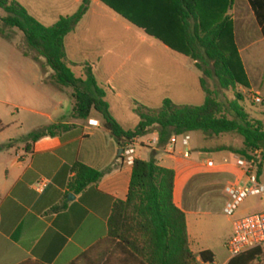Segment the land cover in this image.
Instances as JSON below:
<instances>
[{
    "label": "trees",
    "instance_id": "obj_1",
    "mask_svg": "<svg viewBox=\"0 0 264 264\" xmlns=\"http://www.w3.org/2000/svg\"><path fill=\"white\" fill-rule=\"evenodd\" d=\"M134 26L160 41L170 50L189 58L203 77L200 87L205 100L199 106H176L170 99L163 100L158 109L134 103L133 112L139 118L132 130H124L110 112L106 90L95 77L90 63L82 65L84 78H77L65 52V39L88 13L91 0H82L79 9L70 16L61 17L46 27L32 17L14 0H0V9L6 14L0 18L6 27L19 30L28 48L44 59L52 71L51 81L58 88L72 90L74 106L71 118L87 120L97 112L103 127L120 148L144 137L155 129L158 146L165 147L173 136L203 133L214 136L235 134L242 139V148L228 150L241 157L261 176L264 162V124L252 119L240 105L243 96L239 86L250 88L238 49L235 45L232 17L233 0H166L156 19H146L142 13L122 10V0H100ZM260 34L264 38V0H247ZM145 5L144 3H140ZM205 78H215L223 90L235 93V101L225 103L208 88ZM72 128L58 123L32 132L28 141L56 136ZM7 146H0V151ZM220 148L219 151H225ZM261 151L260 159L255 153ZM73 177L68 191L82 193L96 184L102 173L81 163L71 168ZM175 172L160 167L152 153L148 161L136 159L125 201L114 203L107 223V236L83 253L72 264L82 261L116 258L123 264H199L189 247L185 213L174 203ZM65 209V203L56 205L50 213ZM261 255V248L233 257L227 264H252ZM203 264H214L215 256L205 250L198 254ZM24 264H38L26 262Z\"/></svg>",
    "mask_w": 264,
    "mask_h": 264
},
{
    "label": "rangeland",
    "instance_id": "obj_2",
    "mask_svg": "<svg viewBox=\"0 0 264 264\" xmlns=\"http://www.w3.org/2000/svg\"><path fill=\"white\" fill-rule=\"evenodd\" d=\"M76 11L77 8L70 6L65 13L72 15ZM230 13L235 20V45L249 84L251 81L262 92L256 95L261 99V103L257 104L253 100L255 94L239 86L237 92L244 98L240 105L252 119L264 124V40L261 37L260 41L259 28L247 0H233ZM5 16L0 11V18ZM42 23L50 27L54 21ZM65 51L71 62L95 64L99 84L107 83L110 88L106 102L124 129H134L135 124L139 123V118L131 110L134 103L150 109H158L165 99L172 100L176 106H199L204 103L205 95L200 87L203 76L196 71L190 59L169 51L101 4L92 6L76 27L75 34L66 37ZM48 70L45 61L28 48L23 34L0 22V100L7 105V111L16 116L23 130L49 127L54 122H74L70 118L74 106L72 90L56 87L51 76H46ZM73 72L79 77L81 66L73 67ZM205 81L208 88L217 93L219 100L225 103L235 101V93L223 90L215 78H205ZM32 111L44 115H36ZM95 119L92 116L89 121ZM154 132L155 129H152L149 134ZM152 137L149 135L143 139L145 143L142 145H149ZM195 144L198 148L215 152L226 148L223 152L229 154L232 153L228 150H239L243 145L242 139L235 134L214 136L200 132L192 137V145ZM175 150L188 152L194 157L190 148L181 147L180 140ZM150 156L146 151L143 153L144 158L149 159ZM186 172L189 173L188 178L183 173L178 181L179 197L194 212L192 227L199 245L209 249L221 264L230 257L227 245L234 233L233 222L261 213L264 199L248 197L239 205L233 217L228 216L224 212L228 202L224 191L235 181L229 175H223L217 169H205L201 164L187 165ZM259 178L264 183V162ZM252 264H264V247L261 248L260 257Z\"/></svg>",
    "mask_w": 264,
    "mask_h": 264
},
{
    "label": "crops",
    "instance_id": "obj_3",
    "mask_svg": "<svg viewBox=\"0 0 264 264\" xmlns=\"http://www.w3.org/2000/svg\"><path fill=\"white\" fill-rule=\"evenodd\" d=\"M14 1L23 6L42 25H44L42 22L47 20H53L54 25L61 17L70 16L65 13L67 8L73 6L78 10L82 3V0ZM122 1L126 4L122 10L142 13L146 19L159 17V12L163 11L162 1L166 2V0ZM141 2L145 5H141ZM100 4L139 29L100 0H91L90 9L92 6ZM0 11L2 10L0 9ZM230 16L235 22L231 13ZM139 30L145 33L144 30ZM71 34H75V30ZM261 37L260 34V41H262ZM158 42L163 45L160 41ZM164 47L172 51L166 46ZM99 61L100 59L97 62L99 63ZM71 63L74 64L72 71L73 67L81 66V74L77 78H84L82 65L85 63H90L93 69L95 67L92 62ZM52 74L50 69L46 72L47 77ZM100 86L105 88L107 97V91L110 90L109 85L105 83ZM249 90L255 95L262 94L260 87L253 86L251 81ZM6 107L7 105L0 100V146H7L0 151V264H24L26 262L72 264L107 236V223L114 203L125 201L127 198L132 165H128L121 158L120 150L122 148L104 129L103 120L95 111H92L87 120L73 119L72 123L62 121L63 124L72 125L70 130L62 134L53 137L46 136L32 142L27 140V136L48 126L23 130L22 124L18 125L16 116L10 114ZM133 108L134 106L131 108L132 112ZM32 112L36 115H44L38 111ZM92 116L96 119L89 121ZM47 117L49 118V116ZM79 121H83V123H79ZM58 123L54 122L51 125ZM137 125L135 124V127ZM122 128L124 129L123 126ZM149 135L153 136L152 139H149V145H142L145 143L142 140ZM194 135L195 133H189V148L194 153V157L190 154L189 159H184L185 152H176V148L171 151L167 145L159 147L157 132L137 138L131 144L135 147V159L148 161L150 158H144L143 153L145 151L151 155L155 153V160L160 167L175 172L174 203L185 213L190 251L197 256V262L203 264L198 254L209 249L198 243L192 227L194 212L189 210L185 200L179 197V178L183 176V173H185V178H188L189 173L186 172V166L197 164H201L205 169H217L223 175H229L228 177L235 181L233 184L244 183L245 178L243 172L235 165L233 160L235 155L223 151H210L203 147L198 148L197 144L192 145ZM181 147L184 148L182 145ZM225 154H228L230 158ZM224 160H228L229 164H223ZM209 161L214 164L211 168L206 164ZM76 163H81L102 173V178L98 183L88 186L78 195L68 191V183L73 177L71 168ZM71 195L73 198L69 199ZM62 203H65L64 210L50 213L53 207ZM231 259L229 257L221 264H227ZM79 264H123V261L112 258L100 261H82ZM214 264L219 263L215 260Z\"/></svg>",
    "mask_w": 264,
    "mask_h": 264
},
{
    "label": "built area",
    "instance_id": "obj_4",
    "mask_svg": "<svg viewBox=\"0 0 264 264\" xmlns=\"http://www.w3.org/2000/svg\"><path fill=\"white\" fill-rule=\"evenodd\" d=\"M254 102L259 104L261 99L254 96ZM184 148L190 146L189 133L180 136H173L167 147L174 151L179 142ZM135 147L132 144H127L122 148L121 158L128 164L133 165L135 159ZM261 151L255 153V158L260 159ZM184 159L190 158V153L185 152ZM233 160L237 168L244 175L245 182L240 184H232L225 188V194L228 198L227 205L224 209L226 215L233 217L239 205L248 197H260L264 199V184L259 181L257 170L248 162L239 156H234ZM224 164H229L228 160H224ZM208 167H213L212 162L206 163ZM234 233L227 245L230 257L239 256L245 252L264 247V210L261 213L249 215L243 218L236 219L233 222Z\"/></svg>",
    "mask_w": 264,
    "mask_h": 264
},
{
    "label": "water",
    "instance_id": "obj_5",
    "mask_svg": "<svg viewBox=\"0 0 264 264\" xmlns=\"http://www.w3.org/2000/svg\"><path fill=\"white\" fill-rule=\"evenodd\" d=\"M122 152V150H120V153ZM73 198V196L71 195V196H69V199H72Z\"/></svg>",
    "mask_w": 264,
    "mask_h": 264
}]
</instances>
